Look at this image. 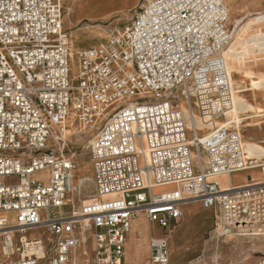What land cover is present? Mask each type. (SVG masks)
I'll return each instance as SVG.
<instances>
[{"label":"built area","instance_id":"1","mask_svg":"<svg viewBox=\"0 0 264 264\" xmlns=\"http://www.w3.org/2000/svg\"><path fill=\"white\" fill-rule=\"evenodd\" d=\"M228 21L225 0H144L103 45L73 53L61 0H0V264H74L88 231L93 264H126L131 221L168 229L186 201L212 210L217 228L264 234V161L258 180L218 179L251 163L240 133L216 125L233 104ZM180 87L212 126L207 169L195 168ZM71 115L95 131V199L66 213ZM149 247L150 264L168 263L166 234Z\"/></svg>","mask_w":264,"mask_h":264},{"label":"rangeland","instance_id":"2","mask_svg":"<svg viewBox=\"0 0 264 264\" xmlns=\"http://www.w3.org/2000/svg\"><path fill=\"white\" fill-rule=\"evenodd\" d=\"M80 1L81 0H61L63 8V26L64 30H66L70 36L71 50L73 53H76L78 49L81 48L97 47L103 45L113 34L120 32L124 23L129 21L137 13L139 6L144 2V0H135L133 5L129 6L128 8L124 7V9H119V7H115L112 12L104 17H101L99 20H91L89 19V16H87L89 11L83 6H77ZM225 2L229 11L228 29L231 32V38H233L231 39L232 42L236 38L242 39L248 32L264 31V0H225ZM69 8L72 9L71 14L68 12ZM68 14L69 17L67 18ZM75 46H79V48L77 49ZM250 46L252 54H248L246 59V56L243 57L241 60L242 62L237 64V67L242 71L245 70V73L236 70L231 72V78L233 77L235 80V84L232 86L235 94L236 88L240 86L241 89L245 90L241 94L244 96L246 101L254 107L262 108L264 110V86H255L256 82L260 81L259 78L262 79L260 76L264 75V50H262L257 43L251 44ZM254 48H256V50ZM243 49V47L240 48V50ZM225 53L226 51L223 52V55ZM229 67L232 70L233 64L230 61ZM176 93V100L178 103H180V107H188V99H185V96L180 92H178V94ZM177 95L179 96L181 102L178 100ZM190 99L192 101L191 105L195 108L196 102L192 95L190 96ZM229 116L230 113H228L227 118ZM253 120L254 119L250 118L243 121V123L246 124L249 122L248 124H250L251 127L249 126L242 128L241 131L234 125H229L227 127L229 130L240 133L243 142L246 138H250L251 141L256 142L264 150V116L255 118L256 122ZM224 121L225 119H223V117L217 119L218 124H223ZM69 124L70 127L68 129V135L61 141L60 148H62L65 153L76 160L77 169L75 172V183L78 184V177L81 173L82 162L85 166L83 173L88 176H93L92 165L89 158V144L93 138V135L95 134V131H88L84 129L75 115H71ZM188 127L189 126L187 125V128ZM198 129H200V136H202L209 133L212 129V126L209 127L204 123L203 128ZM75 130L86 134L87 137L84 140H76V136L72 134ZM191 150L193 156L192 145ZM74 153H77L78 155ZM247 154L250 157L251 153L247 152ZM196 156L197 154L194 151V157ZM202 157L205 160V153L203 152ZM262 161H264V158ZM251 170V168H248L246 172ZM255 170V175H258L259 178L261 175L259 166L256 167ZM222 177H220L219 180L225 187L227 184L223 182ZM44 178V175L40 173L36 174V179L43 180ZM94 186L95 185L92 182L88 196L84 195V193L82 194V191L78 192L70 189L64 211L69 213L73 208L92 202L95 199ZM192 208V206L187 207L188 210H191ZM210 213L214 220L213 225L201 237V241L207 246L205 248H201L200 250H196L189 257L185 264H264V234L242 235L239 234L240 230L237 228H235L233 232L219 234L216 232L217 227L215 225V215L213 211ZM189 215H191L190 211L186 213L184 209V217L181 222L187 219V217L189 218ZM141 231H143L142 228H137L134 230V234L137 235V237L133 239V241L138 245H142L143 233ZM82 239L85 241L80 242L78 249L80 257H77V262L80 264H93V240L91 238L90 231L83 233ZM198 239V236L191 238V240L184 244L183 250L185 249V245L187 246L191 245L192 243L194 244V242H196ZM171 253L172 252H170V254Z\"/></svg>","mask_w":264,"mask_h":264},{"label":"bare ground","instance_id":"3","mask_svg":"<svg viewBox=\"0 0 264 264\" xmlns=\"http://www.w3.org/2000/svg\"><path fill=\"white\" fill-rule=\"evenodd\" d=\"M71 11H72V9L69 8L68 9L69 14H71ZM69 14L67 15V17L69 16ZM239 39L240 38H236V39H234L233 42L231 40L232 44L230 42V44L223 51V52L226 51V53L224 54V57L226 59L227 67H228V69L230 71V74H231V72L233 70L234 71L235 70L236 71H242L241 69H239L237 67V64L239 62H242L241 60L243 59V57L246 56L245 57V59H246L247 55L251 53V50H250V47H251L250 45L251 44L257 43L258 46H260L261 49L264 50V31L248 32V33H246L244 35V37L242 39H240V40ZM237 45H240V46H237ZM241 47H243L244 49L240 50ZM256 47H257V45H256ZM254 49L256 50V48H254ZM229 61L233 64L232 70L229 67ZM244 71H242V72L245 73ZM260 77L262 79L259 78L260 81L256 82L255 86H260V85L264 86V75H262ZM231 81H232V85H234L235 84V80L233 79V77L231 78ZM243 91H245V90L241 89L240 86H238L236 88V94L234 93V90H233V104H232V107L223 116V119H225L224 123L223 124L216 123V125L217 124H218V126L225 125V127H227L229 125H234L241 131L242 128L250 126V124H248L249 122H247V124L243 123V121H245L246 119H250L251 118V119H254L253 121L256 122L255 118H260V117L264 116V110L262 108L254 107L253 105H251L250 103H248L246 101L244 96L241 94ZM178 92L183 94L185 96V99L186 98L188 99V102H187V104H189L188 107H182L183 108L182 110H183L184 115H185L186 124L190 127V128L188 127L189 128V141H190V144L193 147V160H194L195 167H196V169H200L202 167L207 169L206 153H205V150H204V148H203V146L201 144V141H202L203 137L206 134L200 136V129H198V128H203L204 122L193 111V109H191L193 107L191 105L192 101H191L190 97L188 96V93H187V90L185 89V87H180L176 94H178ZM177 97H178V100L180 101V98H179L178 95H177ZM228 113H230V116L227 118ZM207 126L211 127V125H207ZM72 134L76 136L75 138L78 141L84 140L87 137L86 134H84L82 132H79L77 130H75ZM59 135L60 134H58V136ZM63 135L64 134H61V136H63ZM65 135H66V133H65ZM73 135H72V137H73ZM243 144H244V149H245L246 153L247 152L251 153L250 157L249 156L248 157L251 159L250 168L252 170L249 171V172L241 171V172L235 173L234 175L231 176V178H229L227 176H224V175H222L223 177L219 176L218 179L220 177H222V180H223V182L225 184H227L228 181L231 180L235 184L241 185V184L247 182L249 175H252L253 178H255L256 180L259 179L258 175L257 176L255 175V173H256L255 169H256V167L259 166V163L264 158V150L256 142L251 141L250 138H248V139L246 138L245 141L243 142ZM194 151L197 154L196 157H194ZM202 152L205 153V160L202 157ZM74 154L78 155L77 153H74ZM81 166H82L81 173H80V176L78 177L79 183L78 184L75 183V174H74L72 176V178L70 179V181H69V184H70V188L69 189H71L73 191H78V192L82 191V194L84 193V195L88 196L89 193H90L89 192L90 185H91L92 182L94 184V179L92 178V176H88V175L83 173L84 169H85V166H84L83 162H82ZM94 188H95V186H94ZM192 202H199V204L201 203L200 201H197V200L184 202V209H185L186 213L188 212L187 207L190 206V205L187 206V204L188 203H192ZM201 208L205 209L202 206H201ZM140 217L143 218V217H145V215L142 214ZM131 222H132L131 223V228L129 230V234H128V237H127L126 242H125V246H126V249H125L126 263L127 264H133V263H136V264H149V261L146 258V250L144 249V246L137 245V243L133 241V239H135L137 237V235H135L132 232L133 220ZM235 228H236L235 226H232V227H230V228H228L226 230H223L221 228H217L216 232L219 233V234L233 232L235 230ZM193 234H196V227H195V225H191L190 224V226L182 228L175 235H176L177 238H183V237H185L187 235H193ZM239 234H242V233L239 232ZM242 235H244V234H242ZM82 241H83V239H82ZM189 244H190V242H189ZM168 246H169V258H170L168 262L171 263V262L174 261L175 255L173 253L170 254L171 250H170L169 238H168ZM74 264H78L77 257L74 260Z\"/></svg>","mask_w":264,"mask_h":264},{"label":"crops","instance_id":"4","mask_svg":"<svg viewBox=\"0 0 264 264\" xmlns=\"http://www.w3.org/2000/svg\"><path fill=\"white\" fill-rule=\"evenodd\" d=\"M134 2L135 0H81L77 4V6L78 5L83 6L89 11V13L87 14V16H89V19L99 20L101 17H104L108 15L110 12H112L115 9V7H119V9H124V7L128 8L129 6H132ZM75 48L78 49L79 46H75ZM188 205L193 207L191 210L187 209L191 213V215H189V218L187 217V219L183 220L181 223L172 225L168 229L161 228L159 225L150 222L145 217L143 218L138 217L133 219L132 232L134 233V230H136L137 228L138 229L142 228L143 230L141 231L143 233V238H142V245L140 246H144V249L146 250V258L148 259V261L150 258L149 241L151 237L154 236H160L162 234H166L167 237L169 238L170 250L175 255L173 263L171 262L172 264H185L189 259V257L196 250H200L201 248H205L207 246L204 245V242L201 241V237L213 225L214 220L210 215V212L212 211H210L209 209H202L201 208L202 204L201 203L199 204V202L188 203L187 206ZM190 224L195 225L196 234L187 235L183 238H177L175 234L179 232L182 228L190 226ZM194 236L195 237L198 236L199 239L196 242H194V244L188 246L185 245V249L183 250L184 244L187 241L191 240V238H195ZM84 241L85 240H83L82 242Z\"/></svg>","mask_w":264,"mask_h":264}]
</instances>
